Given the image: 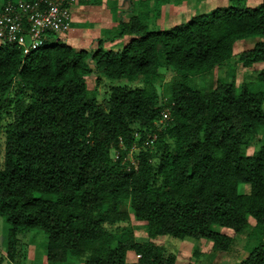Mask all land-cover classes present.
<instances>
[{
  "label": "trees",
  "instance_id": "obj_1",
  "mask_svg": "<svg viewBox=\"0 0 264 264\" xmlns=\"http://www.w3.org/2000/svg\"><path fill=\"white\" fill-rule=\"evenodd\" d=\"M151 1L89 50L46 44L52 33L27 54L0 43L5 264H20L25 232L46 234L52 264H175L153 240L200 238L225 251L234 238L221 228L248 230L247 247L256 242L237 264H264V143L239 153L264 126V40L238 55L246 67L263 63L251 87L218 81L205 90L179 80L162 88L166 73L208 71L233 56L237 41L264 37V0L254 8L228 0L166 29L145 21ZM101 75L144 86L108 85L101 102ZM132 147L135 166L125 158ZM130 214L146 241L121 226ZM128 251L137 255L130 263Z\"/></svg>",
  "mask_w": 264,
  "mask_h": 264
},
{
  "label": "rangeland",
  "instance_id": "obj_2",
  "mask_svg": "<svg viewBox=\"0 0 264 264\" xmlns=\"http://www.w3.org/2000/svg\"><path fill=\"white\" fill-rule=\"evenodd\" d=\"M261 2L262 0H247L245 5L248 8H254ZM132 4L131 0H122L123 10L119 11V17L124 19V21H127L132 15V13L129 12ZM228 4V0H152L148 7L149 13L145 16V21L150 28L166 29L184 23L194 15L195 17H199L204 14H209L216 7L227 6ZM82 9L83 12H81ZM84 10L86 11L85 13ZM69 11L70 28L68 31L58 34L55 36V39L49 40L46 44H51L50 41L58 39L60 42L76 49L84 48L89 50L96 46L99 36L106 37V35L114 33L112 29L116 28V24L114 25V23L117 13L114 12V6L111 4L106 5L103 11H101L100 0H72ZM157 12H159L158 16ZM81 15L83 18L80 17ZM100 20L104 21L100 22ZM103 22H106L108 25L102 26L104 24ZM97 24H100V26ZM103 34H105V36ZM128 39L129 36L116 38L112 42H106L105 47L118 48ZM260 40H264V37H249L237 41L234 44L233 56L229 60L208 71L186 75L168 72L163 76L162 88L166 89L179 80H184L191 88L205 90L212 89L218 81L234 82L236 84L245 82L251 87L255 84L257 73L261 69L263 63H255L246 67L242 65L238 55L242 51L252 48L254 44ZM95 78L96 75L93 73L86 76L90 88L95 85ZM111 84L120 86L126 85L128 87L144 86V82L141 78H135L133 80H127L126 78L110 80L102 76L97 85L96 95L99 101L103 102V92L106 90V87ZM263 143L264 126H261L258 129L256 137L249 141L246 146H242L239 153L251 154ZM136 152L137 149L132 147L125 156L134 166L136 164ZM248 220L249 223L253 225V219L249 218ZM121 226L130 228L135 240L146 241L148 239L147 232L143 228L142 223L136 221L131 214L129 215L128 221L121 223ZM6 227L7 224L4 218L0 217V255H4L6 252V246L2 243L5 238ZM219 230L234 238L232 245L225 251L215 250L208 240L193 237L179 239L173 236H165L153 241L156 245L162 247L165 255L171 253L175 256V264H237L244 257L247 249L251 247L255 241H251L247 247L248 240H250L248 239V230L243 234H235L228 228H221ZM262 240H264V235ZM45 242L46 234L42 231L23 233L21 236L22 256L20 258V264H52L48 262L45 257ZM136 257L137 255L133 251L127 252L128 263L133 262ZM0 264H5V261H0ZM71 264L80 263L74 262Z\"/></svg>",
  "mask_w": 264,
  "mask_h": 264
},
{
  "label": "built area",
  "instance_id": "obj_3",
  "mask_svg": "<svg viewBox=\"0 0 264 264\" xmlns=\"http://www.w3.org/2000/svg\"><path fill=\"white\" fill-rule=\"evenodd\" d=\"M72 0H15L0 9V43L16 44L23 54L70 28ZM166 116V113L164 114Z\"/></svg>",
  "mask_w": 264,
  "mask_h": 264
},
{
  "label": "crops",
  "instance_id": "obj_4",
  "mask_svg": "<svg viewBox=\"0 0 264 264\" xmlns=\"http://www.w3.org/2000/svg\"><path fill=\"white\" fill-rule=\"evenodd\" d=\"M134 1V2H133ZM141 0H131V2L133 3L131 8L129 9V12H131L132 14L134 13V10H135V7L136 6H141ZM142 1H145V0H142ZM111 4L112 6H114V12H116V18H115V23H117L118 21H124V19H122L121 17H119V11L123 10L122 8V0H100V6H101V11H103L104 7H106V5H109ZM83 12V9L82 11ZM86 11L84 10V13ZM81 18H83V16L81 15L80 16ZM109 19V18H107ZM101 21H104V20H100ZM99 23V21H98ZM104 24L102 26H107L108 24H106V22H103ZM114 23V25H115ZM98 26H100V24H97ZM104 30V29H103Z\"/></svg>",
  "mask_w": 264,
  "mask_h": 264
}]
</instances>
